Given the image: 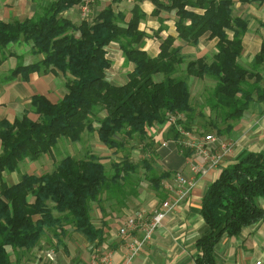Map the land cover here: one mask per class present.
Returning <instances> with one entry per match:
<instances>
[{
  "label": "trees",
  "instance_id": "16d2710c",
  "mask_svg": "<svg viewBox=\"0 0 264 264\" xmlns=\"http://www.w3.org/2000/svg\"><path fill=\"white\" fill-rule=\"evenodd\" d=\"M123 1L111 0L92 24L81 21L75 25L61 16L80 0H51L39 15L0 22V49L22 40L31 44L33 55L43 57L34 64L17 66L5 82L19 74L26 77L49 69L70 77L67 93L57 103L39 95L31 98L30 109L38 115L37 121L25 113L12 124L0 125V264H12L9 249L30 250L47 230L61 228V223L72 225L91 241L100 235L91 224L90 204L104 190L109 191V185L115 184L122 173L135 172L136 165L127 161L120 166L112 164L115 173L109 176L95 157L68 156L50 174L23 175L12 186L3 181V174L15 172L23 160L49 154L60 138L76 142L84 131L94 130L90 118L99 109L106 114L96 128L99 142L108 148L122 149L124 140H142L150 127L164 123L165 113L191 119L186 78L214 81L208 104L226 123L224 129L216 130L217 136L229 133L231 123L239 120L251 103L264 102L262 78L256 73L264 65V44L250 70L239 64L247 22L233 17L232 0H151L155 5L152 14L161 9L174 11L176 32L183 42L197 45L207 32L210 39L217 40L210 62L205 58L186 62L185 79L173 77L185 61L180 48L173 47L174 38H165L157 57L150 58L140 48L145 33L138 26L144 15L134 7L131 19L125 23L124 14L112 10V4ZM237 1L264 4V0ZM226 31L232 33L231 38ZM111 42L117 43L124 59L134 64L127 82L121 86L106 79L111 64L105 48ZM158 74L163 79L155 82L153 76ZM185 128L191 129L187 125ZM118 134L123 135V141L116 138ZM149 180L153 189L159 191L161 177L152 175ZM28 196H32V203ZM257 199H264V152L243 153L220 170L201 199L200 215L207 231L195 243V264H216L214 250L223 236L237 237L244 228L264 221V209L257 205ZM53 211L59 217H54Z\"/></svg>",
  "mask_w": 264,
  "mask_h": 264
},
{
  "label": "crops",
  "instance_id": "0c3cea01",
  "mask_svg": "<svg viewBox=\"0 0 264 264\" xmlns=\"http://www.w3.org/2000/svg\"><path fill=\"white\" fill-rule=\"evenodd\" d=\"M44 1L0 0V22L23 21L26 18L39 15L46 2L51 0ZM159 1L167 2L166 0ZM232 2L233 17L247 22V30L241 38L242 52L238 62L243 67L251 69L256 55L264 44V26H262L264 24V4L256 2L241 4L237 0H232ZM79 4L65 11L61 16L71 23L79 25L81 23ZM110 4L111 0H97L95 17ZM111 7L113 12L124 14L125 23L131 19L134 7L144 15L138 26L139 30L145 33L140 48L150 58L157 57L161 42L168 36L174 38L173 47L180 48L183 55H194L193 59L204 58L208 53H212L213 56L216 53L217 40L210 39L208 32L199 38L197 45L187 44L180 40L175 28L174 11L161 9L152 14L155 5L151 0H125L118 4H112ZM192 11L200 14L203 12L198 9H192ZM247 16L252 19L248 21ZM254 19L258 20L257 25L252 23L255 21ZM119 25L125 26L124 23H119ZM226 33L231 38L232 33L230 31H226ZM203 41H207L209 44L205 47L206 49L201 48ZM209 49H213V51L211 52ZM105 50L106 58L111 64L107 70L106 79L115 86L124 85L128 80V74L134 70V64L124 59L117 43L111 42ZM197 50L206 52L198 56ZM42 58V55L28 57V54L24 55L15 49L11 50V48L8 54L6 51L5 54L0 52V59H3L0 64V125L2 122L12 124L15 119H20L25 113L30 120L37 121L38 115L30 109L33 96H43L55 104L67 93V81L70 77L54 69H49L45 73H31L26 77L19 74L13 80L5 82L6 77L21 65V62L27 66L42 60ZM262 72H264V65H260L256 69V73L264 79ZM156 76L158 79L161 77L160 74ZM63 79L64 83L61 82ZM95 125L97 124H92L94 130L86 131H96ZM231 125L232 130L229 133L218 137L223 142L232 143L233 151L224 155L220 166L216 169L209 167L206 161L198 159L194 150L177 144L173 128L168 121L153 125L147 130L144 139H138L139 148L146 154L142 164H136L137 168L133 173H122L121 178L113 184L111 195L113 206L109 201V203L106 202L101 194L97 201L90 204V220L93 228L100 231L98 237L91 241L72 225L61 223V228L51 230V232L46 231L39 243L32 249H9L12 264H90L94 256L101 257L106 254L111 255L115 264L126 263L129 258L127 245L131 237H139L141 232L121 235L119 230L134 214L138 212L151 214L158 204L168 197L169 187H175L176 175H181L184 179L193 177L195 185L191 190V195L169 211L161 226L152 233L149 241L128 261V264H195V256L198 254L195 243L207 231L200 215L201 199L209 185L216 180L222 168L233 164L243 153L264 152V102L254 101L251 103L243 116L232 122ZM86 131L82 133L81 138L87 134ZM94 133L99 142L97 132ZM58 143L64 145V149L60 150L73 158L72 149L80 141L72 142L66 139L60 142L58 140L57 145ZM103 147L108 149L106 146ZM111 149L113 152L117 150L116 148ZM212 151H220L219 142L213 144ZM89 155L95 157L92 153ZM63 158L65 157L55 158L52 150L51 153L36 160H23L15 172L3 174V181L6 185L12 186L19 183L23 175L50 174L55 168L52 170L48 168L53 167L55 161L57 165ZM95 158L104 165L103 157ZM191 166H198L205 172L194 174L191 171ZM155 168L159 172L155 173L153 170ZM145 170L161 177L159 191L153 189L149 180L151 175H149L150 177L145 176V178L147 177L152 191L147 189L148 185L142 186L139 183L137 174L139 171L145 172ZM114 173L115 170L113 175ZM133 180L135 184L132 183L129 190L128 182H133ZM132 185H136V187ZM159 193L163 195L162 200ZM27 200L32 203V196H28ZM256 203L264 209V199H257ZM49 205L54 206L53 203H49ZM111 208L113 211L110 210ZM52 214L54 217H59L56 211H53ZM214 258L216 264H255L256 262L264 264V221L244 228L237 237L223 236L215 246Z\"/></svg>",
  "mask_w": 264,
  "mask_h": 264
},
{
  "label": "rangeland",
  "instance_id": "374dc122",
  "mask_svg": "<svg viewBox=\"0 0 264 264\" xmlns=\"http://www.w3.org/2000/svg\"><path fill=\"white\" fill-rule=\"evenodd\" d=\"M46 1L47 0H45L44 2H46ZM92 10H93L92 16L95 17V15L97 13V11H96L97 10V0L94 1ZM247 19L249 21L252 19V17L247 16ZM254 20L255 21H252V23H254V25H257L256 23L258 22V20L257 19H254ZM208 45L209 44L207 41H203L201 43V48H205ZM10 48H11V50L15 49L17 52H21L24 55L28 54V57L33 56L31 44L25 43L22 40L16 44L6 46V47H4V49L1 48L0 52L2 54L3 53L5 54V51H6L8 54ZM196 49H197V47H196ZM209 50L211 52L213 51V49H209ZM205 52H206L205 50H197L196 54L198 56H201ZM183 56L185 57V61L182 65H180L177 68L173 77H178V78H183V79L186 78V76H185V64L187 61L193 59V57H195V56L194 55L190 56L187 54H185ZM204 58L206 59L207 62H210L212 60V53H208L206 56H204ZM21 66H24L22 62H21ZM248 70H250V69H248ZM262 75H264V72H262ZM153 79H154V81H160L163 79V77L161 76L158 79V76L155 75V76H153ZM186 79H187V83H188L189 89H190V104L192 107V115H191L192 117H191V119H188L185 116V125L190 126L191 128H195V130H197L198 132H203V134H212V133L214 134V133H216L217 129H219V130L224 129L226 126V123H223L218 118V113H216V111L213 110L210 107V105L208 104V97L210 96V93L214 87V84H215L214 81L211 79H208V78H204L201 80L194 79V78H189V79L186 78ZM61 82L64 83V79L61 80ZM260 86L262 88H264V79L261 80ZM105 115H106L105 112L103 110L99 109L98 111H96V114L90 118V122L92 124L96 123L97 125H99V121L102 118H104ZM97 125H95L96 128L98 127ZM86 132H87V134H85V136L83 138H80V140H79L80 143L78 145L76 144L75 148L72 149L73 158L87 159V158L91 157L89 155V153L94 154L95 157H98V158L103 157L105 159V161L103 163L105 165V169H106L107 173L109 174V176H111L112 173L114 172V167H113V169L111 168V165L113 163L117 164L119 166L124 161L129 162L131 165H136L138 163L142 164V160L144 159V157H146L145 156L146 154L141 150V148H139L138 138H134L132 140H124L123 135L118 134L116 136V138L119 141L124 140V146L122 149H117L115 152H113V149H111V148L107 149V148L103 147L104 145H102L101 143H99L96 140V135L94 133L96 131H93V132L86 131ZM175 135H176L175 136V142H177V140H181V139H179L180 134L179 135L175 134ZM63 140H66V138H60L59 142L63 141ZM58 145L56 144L55 148L53 149V156L55 158H58V156H63V157L70 156L69 154L64 153L62 150H60L61 148L64 149L63 144L58 143ZM65 154H67V155H65ZM55 166H56V161H55V164L53 165V167H49L48 169L52 170V168L54 169ZM153 170L155 173L159 172V171H157V168H155ZM142 172L139 171V173L137 174L138 178H139V180H138L139 183L142 184V186L145 184L148 185L147 189H150V191H152L153 189L149 185V182L147 181V177H150L149 175L152 176L153 172L148 173L146 170H145V172H143V173ZM145 176H147V177L145 178ZM134 182H135L134 180H133V182L132 181L128 182L130 184L129 188H128L129 190L131 189V187H130L131 184ZM136 185H132V186L136 187ZM126 192H127V190H126ZM112 193H113V185L110 184L109 185V191L104 190L101 193V197H104V200L106 202L109 201L110 204L113 206V197H111ZM159 194H160V199L162 200L163 195H162V193H159ZM110 210L113 211V208H111ZM144 213H146V212H144ZM47 231L51 232V230H47Z\"/></svg>",
  "mask_w": 264,
  "mask_h": 264
},
{
  "label": "built area",
  "instance_id": "2783aa9c",
  "mask_svg": "<svg viewBox=\"0 0 264 264\" xmlns=\"http://www.w3.org/2000/svg\"><path fill=\"white\" fill-rule=\"evenodd\" d=\"M95 0H81L79 4V16L81 21L88 24L93 23L92 7ZM166 121L173 127L174 131L179 135L181 140H177V144L183 145L194 150V154L198 159L206 161L211 168H218L220 161L225 154L233 151V144L223 142L215 134H203L195 128H185V116L182 114H167L165 113ZM220 143V151H212L213 144ZM191 171L194 174L205 171L198 166H191ZM175 187L170 186L168 197L162 200L151 214L138 212L129 217L123 227L119 230L121 235L141 232L139 237H131L127 247L129 250L128 261L134 257L150 239L152 233L161 226L163 220L167 217L169 211L177 207L191 195L195 183L193 177L184 179L181 175H176L174 179ZM128 261L124 264H128ZM90 264H115L110 254L101 257L94 256ZM255 264H261L256 262Z\"/></svg>",
  "mask_w": 264,
  "mask_h": 264
}]
</instances>
